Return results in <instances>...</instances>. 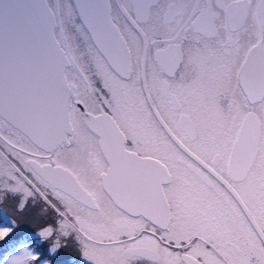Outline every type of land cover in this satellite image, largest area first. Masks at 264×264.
I'll return each instance as SVG.
<instances>
[{
    "label": "snow or ice",
    "instance_id": "6c2138e0",
    "mask_svg": "<svg viewBox=\"0 0 264 264\" xmlns=\"http://www.w3.org/2000/svg\"><path fill=\"white\" fill-rule=\"evenodd\" d=\"M0 209V264H264V0H0Z\"/></svg>",
    "mask_w": 264,
    "mask_h": 264
},
{
    "label": "flooded vegetation",
    "instance_id": "af4514ba",
    "mask_svg": "<svg viewBox=\"0 0 264 264\" xmlns=\"http://www.w3.org/2000/svg\"><path fill=\"white\" fill-rule=\"evenodd\" d=\"M1 210H4V209H1ZM8 216L10 218H17V217L14 216V213L11 210H8ZM44 222H45V220L41 219L40 217H38L36 215V213H34V212L28 213L21 220V228H23V229L24 228H26V229L33 228L34 229V227H36V226L44 225ZM41 227H43V226H41ZM41 227H38L37 229H40ZM17 234H20V232H17ZM15 235L12 237L13 240L17 239V237H15ZM29 239L35 241L38 238L34 236L33 238L30 237ZM61 252L63 254H65V257H67V253H65L64 250H61ZM71 255L72 256H78V254L76 252H74V251L71 253Z\"/></svg>",
    "mask_w": 264,
    "mask_h": 264
},
{
    "label": "rangeland",
    "instance_id": "374dc122",
    "mask_svg": "<svg viewBox=\"0 0 264 264\" xmlns=\"http://www.w3.org/2000/svg\"><path fill=\"white\" fill-rule=\"evenodd\" d=\"M0 210H1V209H0ZM41 226H43V225H41ZM41 226H36V227H34V229H33V228H28L27 231H25V233H26L27 235L31 236L32 238H33L34 236L37 237L36 234H37L38 231L40 230V229H37V228H38V227H41ZM24 229H26V228H24ZM20 230L23 231V229H22L21 227H20ZM20 230H19V231H20ZM19 231H18V232H19ZM23 233H24V232H23ZM37 238H38V237H37ZM6 242H7V239H6L5 241H0V250L4 248ZM27 245H28V244H27L26 240L24 241L23 244L17 243L15 246H13V247H11L10 249H8V250H7V253L5 252L2 256H0V259H5V258H6V254H7L8 256H10V255H18V254H19V249H20L21 247H27V248H29V250H31V248L28 247Z\"/></svg>",
    "mask_w": 264,
    "mask_h": 264
},
{
    "label": "trees",
    "instance_id": "16d2710c",
    "mask_svg": "<svg viewBox=\"0 0 264 264\" xmlns=\"http://www.w3.org/2000/svg\"><path fill=\"white\" fill-rule=\"evenodd\" d=\"M25 231H27V229H23V231L20 230V231H19L20 234H17V233H16L15 237H17V239H15V241H19L21 237H28V238L25 239V240L27 241V243H28V245L30 246V248H32V250L40 251V252H44L45 249H44V248H37L36 245H35V243H34V241L29 239L30 236H29V235H26ZM23 232H24V233H23ZM12 237H13V236H12ZM16 244H17V243H16ZM16 244H15V245H16ZM12 246H14V245H13V242L10 243L9 245H5L4 248L0 250V256H2V255L6 252V250L10 249ZM61 253H62V252H61ZM62 256H65V254L62 253Z\"/></svg>",
    "mask_w": 264,
    "mask_h": 264
}]
</instances>
